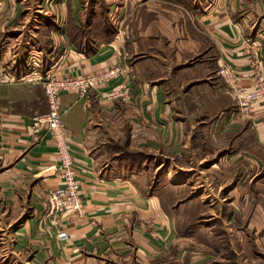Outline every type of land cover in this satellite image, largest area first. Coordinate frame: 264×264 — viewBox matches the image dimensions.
<instances>
[{
    "label": "crops",
    "instance_id": "crops-1",
    "mask_svg": "<svg viewBox=\"0 0 264 264\" xmlns=\"http://www.w3.org/2000/svg\"><path fill=\"white\" fill-rule=\"evenodd\" d=\"M38 1L0 0L17 9L1 29L12 38L1 39L0 64L18 79L30 71L34 50L48 55L41 70L59 76L117 64L129 72L85 98L61 96L84 212L58 222L47 213V193L59 183L56 147L30 128L48 111L44 87L0 84V264H147L156 248L145 223L165 240L177 237L171 188L159 183L162 166L231 148L236 153L222 155L211 173L225 185L239 174L233 193L256 179L248 194L264 212V103L242 113L219 74L231 64L239 85L254 88L255 71L264 70V0H57L56 9L29 13L37 22L47 18L45 25H29L23 5ZM121 83L129 97L106 100L103 93ZM62 227L66 241L58 237Z\"/></svg>",
    "mask_w": 264,
    "mask_h": 264
},
{
    "label": "rangeland",
    "instance_id": "rangeland-1",
    "mask_svg": "<svg viewBox=\"0 0 264 264\" xmlns=\"http://www.w3.org/2000/svg\"><path fill=\"white\" fill-rule=\"evenodd\" d=\"M3 5H0V43L3 38H12L8 30L1 29L10 27V14L17 12V9ZM57 5V0H39L29 8V5H23L25 11L22 8L20 10L24 11L23 19L26 15L31 17L29 25L38 23L43 26L47 18L37 22V15H30V11L37 13L39 11L36 9H42L46 12L58 8ZM3 14L8 16L3 19ZM16 47L14 45L10 49L15 50ZM234 150L236 148L228 149L216 157L211 155L204 161L196 158L189 163L175 161L173 165L162 166L164 178L159 179V183L171 188L167 190L166 198L175 207L171 213L175 214L177 237L165 240L158 229L155 230V226L145 223L146 227H152L148 229L156 248L149 252L147 264H264V212H257L253 196L248 194L251 189L255 190L258 181L252 180L249 186L242 183L239 192L233 193L231 191L241 182L239 174L225 185L221 182L223 180L211 173L210 168L220 162L221 156L228 153L232 157L236 153ZM196 152L197 156L203 155L201 148L196 149ZM150 165L155 167L153 161ZM188 167L191 169L188 170ZM151 173H154V169ZM150 182L153 183L152 180ZM261 203L264 204L262 194L259 197ZM162 241L166 245L163 246Z\"/></svg>",
    "mask_w": 264,
    "mask_h": 264
},
{
    "label": "built area",
    "instance_id": "built-area-1",
    "mask_svg": "<svg viewBox=\"0 0 264 264\" xmlns=\"http://www.w3.org/2000/svg\"><path fill=\"white\" fill-rule=\"evenodd\" d=\"M47 57V53L38 50L32 51L26 60V67L30 71L19 79L11 69L0 64V84L24 80L40 83L44 87L48 111L33 117L30 128L38 136L49 135L56 147L59 160V183L49 189L47 193V213L58 222L67 213L82 214L84 212L82 182L79 177V167L71 148V132L64 120L66 110L61 107V96L65 92H76L80 98H85L92 90L107 86L112 80L127 74L129 70L125 66L117 64L95 74L59 76L56 72L41 70V65L45 63ZM56 57L58 56L53 55L52 60H55ZM219 74L232 87L242 113L248 114L255 105L264 103V70L257 69L255 71L252 90H246L239 85L240 71L231 64L221 65ZM103 95L108 101L125 100L129 97V88L125 83H121L104 92ZM58 237L62 241L68 239V232L64 227L59 229Z\"/></svg>",
    "mask_w": 264,
    "mask_h": 264
}]
</instances>
